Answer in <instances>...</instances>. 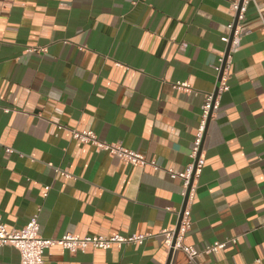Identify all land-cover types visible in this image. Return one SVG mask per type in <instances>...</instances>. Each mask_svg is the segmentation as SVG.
I'll return each instance as SVG.
<instances>
[{
    "label": "crops",
    "instance_id": "1",
    "mask_svg": "<svg viewBox=\"0 0 264 264\" xmlns=\"http://www.w3.org/2000/svg\"><path fill=\"white\" fill-rule=\"evenodd\" d=\"M234 1L0 0L5 227L18 229L36 215L43 237L152 233L142 245L120 249L53 245L43 264H194L180 249L169 257L159 234L176 225L183 202L182 180L166 169L192 162ZM236 30L228 89L217 92L204 125V163L187 202L183 242L202 251L226 241L197 261L264 264V0H245ZM177 82L189 90L176 89ZM82 130L158 167L82 143L72 136ZM19 260L16 248L0 245V264Z\"/></svg>",
    "mask_w": 264,
    "mask_h": 264
},
{
    "label": "built area",
    "instance_id": "2",
    "mask_svg": "<svg viewBox=\"0 0 264 264\" xmlns=\"http://www.w3.org/2000/svg\"><path fill=\"white\" fill-rule=\"evenodd\" d=\"M238 1H234L231 4L232 9L236 12L238 11ZM244 3L243 0L242 5L239 9L237 15V23L242 19L243 12H244ZM235 19V16H234ZM234 19L228 23V28L231 31L233 29V22ZM237 24L234 28L233 39L231 42L232 44L236 41L235 35ZM229 36L222 37V41L228 42ZM230 46V49H231ZM34 50L35 48H31ZM30 49V50H31ZM45 48H41L40 50H44ZM230 51V50H229ZM223 56L220 58V62L222 63ZM227 62V60H226ZM226 66V65H225ZM221 67V65H220ZM220 67L217 70H220ZM227 76L225 75V68L223 70L222 76L219 81L218 91H224L228 89V85L226 83ZM176 89H183L189 90L188 83L185 82H177L174 84ZM216 107L215 100H212V94L208 95L203 103L202 106V120L199 124L195 140L194 146L191 152L192 162H190L183 170H174L172 168L166 169V172L171 178H179L182 180V196L184 198L187 187L189 185V181L191 177H193V181L195 177H197L201 171V167L204 163L202 157L196 158L197 152L201 145L203 133H204V125L209 113L213 112V109ZM8 111V109H4ZM72 136L79 140L82 143H90L94 145L97 150H105L111 155L112 157H116L120 161L125 163H129L135 166H144V165H151L154 168H157L158 165L152 159H148L143 153H140L134 149H130L124 147L120 144L115 143H107L104 141H99L92 131L82 130V131H72ZM7 152H12L13 150L10 148H6ZM63 174H66L63 171ZM49 186L46 185L44 187L43 195H47V191ZM193 191V182L189 191L188 200L192 196ZM179 214V213H178ZM190 211L186 206L182 212V217L179 223V227L177 233H175V226L171 228H165L159 231V234L162 236V241L164 246L169 250L172 248L180 249L184 251L188 257V259L193 262L194 264H214L210 262H202L197 261L196 258L203 252L206 254L216 253L220 249L225 246L226 241H214L210 245L204 247L202 251L197 250L195 247L191 245H186L183 242L184 235L186 231L190 227ZM152 235L150 232L145 233H130V234H120L114 233L112 235H100V234H85L83 236H78L72 233H64L60 237L52 238V237H43L40 233L39 223L37 221L36 215L30 217L25 225L18 229H11L8 230L5 227L3 219L0 215V245H12L16 248L19 252V264H43L44 263V252L47 248L58 245L61 246L63 249L68 251H85L86 248L92 247L95 249H104L108 250L112 247H116L118 249L122 248L125 245H142L147 238ZM230 242L235 243L236 238H230Z\"/></svg>",
    "mask_w": 264,
    "mask_h": 264
},
{
    "label": "water",
    "instance_id": "3",
    "mask_svg": "<svg viewBox=\"0 0 264 264\" xmlns=\"http://www.w3.org/2000/svg\"><path fill=\"white\" fill-rule=\"evenodd\" d=\"M242 2H243V0H239V3H238L239 4L238 5V11L236 12L235 19H234V22H233V29L229 33L228 42L226 44L225 52L223 54V61L221 63V67H220V70H219V73H218V77H217V83H216L215 89H214V91L212 93V100L213 101H214V99H215V97L217 95L219 81H220V78L222 76L223 70H224L225 65H226V60H227V57H228V54H229V50H230V46H231V42H232V39H233L234 28H235V26L237 24V15H238L239 9H240V7L242 5ZM210 116H211V113H209V115L207 116L206 124H207L208 120L210 119ZM198 157H199V150H198L197 155H196V158H198ZM192 182H193V177H191V179L189 181V185L187 187L185 196L183 198L182 206H181V209H180L179 214H178V220H177V223L175 225V233H177V230H178V227H179V223H180V220H181V217H182V212H183V210H184V208L186 206V203H187V199H188V195H189V191H190ZM172 252H173V249L170 248L169 249V257L172 254ZM168 260H169V258H168Z\"/></svg>",
    "mask_w": 264,
    "mask_h": 264
}]
</instances>
